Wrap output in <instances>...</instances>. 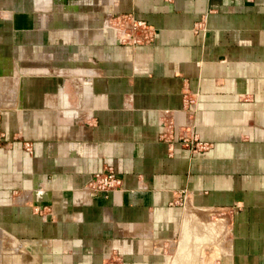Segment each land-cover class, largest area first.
Wrapping results in <instances>:
<instances>
[{
	"label": "crops",
	"instance_id": "crops-1",
	"mask_svg": "<svg viewBox=\"0 0 264 264\" xmlns=\"http://www.w3.org/2000/svg\"><path fill=\"white\" fill-rule=\"evenodd\" d=\"M0 132V264H264V0H0Z\"/></svg>",
	"mask_w": 264,
	"mask_h": 264
},
{
	"label": "built area",
	"instance_id": "built-area-1",
	"mask_svg": "<svg viewBox=\"0 0 264 264\" xmlns=\"http://www.w3.org/2000/svg\"><path fill=\"white\" fill-rule=\"evenodd\" d=\"M106 26L114 31L115 38L121 43L146 44L154 41V26L147 20L135 17L129 12L110 13L106 19ZM161 136L169 142L176 140L194 151H200L207 147V142L200 140L192 129L176 130L172 127L171 123L163 125ZM27 147H30L29 143H27ZM120 185L121 178L114 170H101L95 172L83 185V192L91 196L119 189Z\"/></svg>",
	"mask_w": 264,
	"mask_h": 264
}]
</instances>
